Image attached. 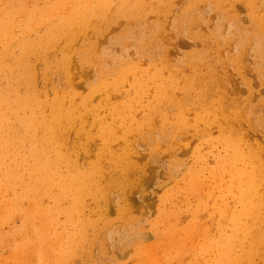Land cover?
<instances>
[{
    "label": "bare ground",
    "instance_id": "obj_1",
    "mask_svg": "<svg viewBox=\"0 0 264 264\" xmlns=\"http://www.w3.org/2000/svg\"><path fill=\"white\" fill-rule=\"evenodd\" d=\"M11 1L0 2V176L19 182L18 204L78 215L91 198L100 217L116 207L106 227H128L119 255L134 264H164L168 251L264 264V0ZM180 170L200 193L183 212V192L159 184ZM136 191L142 204L158 197L152 242L131 230L143 223L132 224ZM182 213L194 228L169 224ZM203 218L214 234L180 248L204 236Z\"/></svg>",
    "mask_w": 264,
    "mask_h": 264
},
{
    "label": "rangeland",
    "instance_id": "obj_2",
    "mask_svg": "<svg viewBox=\"0 0 264 264\" xmlns=\"http://www.w3.org/2000/svg\"><path fill=\"white\" fill-rule=\"evenodd\" d=\"M27 1L33 2V0ZM45 1L47 0H43L42 3ZM0 2L12 1L0 0ZM13 3L15 4V2ZM178 5V8H180L184 5V2ZM3 6L7 7V5ZM176 11L173 12V16H169L167 31L172 30V21ZM168 48L173 51L176 50L173 43H167L166 49ZM188 49L180 48L181 51L178 56L168 55L167 53V59L174 62L178 57H182V54ZM186 71L189 72L190 70L186 69ZM227 82V90L240 91L234 83ZM49 83H43L39 80L37 88H40V90H44L46 87L54 88ZM240 95L246 97L245 93ZM229 98L232 99L231 96ZM261 115L264 116L263 111ZM245 130H248V127ZM255 138L257 141L263 140L264 133H259ZM202 140L204 141L205 138L202 137ZM203 144L202 148L205 146V143ZM97 148L98 142H94L91 145L92 155H94ZM160 157H162L161 153H159L156 160L158 167L162 163ZM163 171H166V169ZM188 182L185 181L182 170L164 182L162 177L159 176V184H162L169 195L172 194L174 189H180L183 192L178 197V209L181 212L184 211L182 205L187 203L184 198L190 201L188 204L193 210L200 197L199 192L196 193L189 188ZM208 189L204 190L207 191ZM210 189H213L214 192L213 186ZM19 193L20 184L17 180L0 176V264H134L132 259L134 256L121 257L119 255L120 250L124 248L121 245L128 242V238L126 239L129 231L128 227L118 226L116 235H114L113 229L106 227L107 224L116 222V207L109 209L104 217H100L95 212L93 200L86 198L85 205L79 209L78 215H71L66 210H59L58 205L52 200L46 201L43 209H39L34 205V201H31L33 204L25 202L19 205L16 201V196ZM140 196L141 192L136 191L131 198L134 209L132 224L136 215L143 223L131 230L138 234H146L148 242H152L155 238L154 234L158 233L154 230L159 228L162 231L164 229L154 222H149L152 210L158 205V197L150 196L142 204ZM148 205L149 208L146 210ZM35 207L40 217L35 214ZM26 216L34 217L27 219ZM87 221L92 222L94 227L88 229L85 226ZM199 221L201 222V218H199ZM169 224L177 225L180 230L188 224L193 227L192 219L185 213H182L177 221L171 220ZM201 229L204 233L203 237L196 236L193 233L192 236L187 237L186 241L181 243L180 248L185 249L192 244H203L206 236L210 237L214 234L210 227V221L206 218H203ZM77 241H80V246L75 245ZM103 244H105L104 247ZM168 253L169 251L165 256L164 264H189L193 259V256L186 251L183 252L182 259H180L181 254L177 251H173L172 256H168ZM168 257L173 258V260L169 261ZM201 259L206 260L208 257L204 256ZM254 262L255 264L260 263L259 258L254 257Z\"/></svg>",
    "mask_w": 264,
    "mask_h": 264
}]
</instances>
